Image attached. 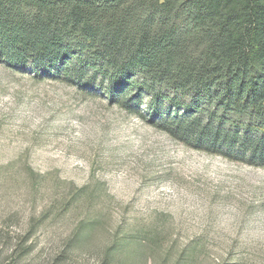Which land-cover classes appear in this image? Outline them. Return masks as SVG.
<instances>
[{
    "label": "rangeland",
    "instance_id": "rangeland-1",
    "mask_svg": "<svg viewBox=\"0 0 264 264\" xmlns=\"http://www.w3.org/2000/svg\"><path fill=\"white\" fill-rule=\"evenodd\" d=\"M139 237L198 264H264V167L188 147L100 90L0 65V264H97Z\"/></svg>",
    "mask_w": 264,
    "mask_h": 264
},
{
    "label": "trees",
    "instance_id": "trees-1",
    "mask_svg": "<svg viewBox=\"0 0 264 264\" xmlns=\"http://www.w3.org/2000/svg\"><path fill=\"white\" fill-rule=\"evenodd\" d=\"M0 65L100 90L188 147L264 167V0H0ZM140 238H116L97 264L200 261Z\"/></svg>",
    "mask_w": 264,
    "mask_h": 264
}]
</instances>
